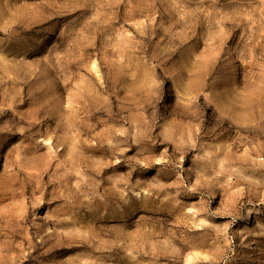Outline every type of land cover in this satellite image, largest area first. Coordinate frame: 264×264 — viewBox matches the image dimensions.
Wrapping results in <instances>:
<instances>
[{"label":"rangeland","instance_id":"374dc122","mask_svg":"<svg viewBox=\"0 0 264 264\" xmlns=\"http://www.w3.org/2000/svg\"><path fill=\"white\" fill-rule=\"evenodd\" d=\"M0 264H264V0H0Z\"/></svg>","mask_w":264,"mask_h":264},{"label":"bare ground","instance_id":"6f19581e","mask_svg":"<svg viewBox=\"0 0 264 264\" xmlns=\"http://www.w3.org/2000/svg\"><path fill=\"white\" fill-rule=\"evenodd\" d=\"M2 156H3V147H0V161H1Z\"/></svg>","mask_w":264,"mask_h":264}]
</instances>
